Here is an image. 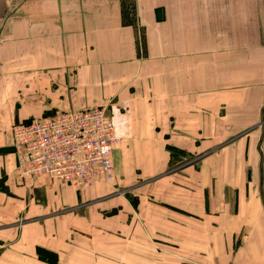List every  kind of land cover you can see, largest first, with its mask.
<instances>
[{
    "label": "crops",
    "instance_id": "1",
    "mask_svg": "<svg viewBox=\"0 0 264 264\" xmlns=\"http://www.w3.org/2000/svg\"><path fill=\"white\" fill-rule=\"evenodd\" d=\"M17 4L0 0V197L56 209L147 176L189 183L183 211L214 235L204 264H264V0ZM100 105L122 138L109 184L18 177L14 125ZM228 134L240 136L204 156ZM167 145L199 167L168 174Z\"/></svg>",
    "mask_w": 264,
    "mask_h": 264
},
{
    "label": "rangeland",
    "instance_id": "2",
    "mask_svg": "<svg viewBox=\"0 0 264 264\" xmlns=\"http://www.w3.org/2000/svg\"><path fill=\"white\" fill-rule=\"evenodd\" d=\"M18 2L12 13L21 12L23 5ZM129 8L137 12L133 4ZM97 107L108 106L93 108ZM45 117L50 116L41 118ZM261 122L264 125V119ZM259 135L264 140V128ZM238 136L228 134L204 156L232 145ZM167 150L168 174H183L189 165L198 168L202 161L201 155L174 145H167ZM155 180L156 176H147L117 182L104 196L56 209L42 208L38 199L31 208L28 202L23 205L4 194L5 198L0 197V264H204L203 256L215 247L214 235L199 228L203 220L191 222L198 219L183 211L190 200L186 196L189 183ZM1 190L5 192V187L0 189L3 194ZM211 200L206 196L203 213L210 218L214 216L209 213Z\"/></svg>",
    "mask_w": 264,
    "mask_h": 264
},
{
    "label": "built area",
    "instance_id": "3",
    "mask_svg": "<svg viewBox=\"0 0 264 264\" xmlns=\"http://www.w3.org/2000/svg\"><path fill=\"white\" fill-rule=\"evenodd\" d=\"M12 134L21 179L45 177L82 188L113 178L112 153L121 138L103 107L31 119L14 125Z\"/></svg>",
    "mask_w": 264,
    "mask_h": 264
},
{
    "label": "bare ground",
    "instance_id": "4",
    "mask_svg": "<svg viewBox=\"0 0 264 264\" xmlns=\"http://www.w3.org/2000/svg\"><path fill=\"white\" fill-rule=\"evenodd\" d=\"M120 143H121V142H120ZM120 143H119V144H120ZM113 152H114V151H113ZM112 156H113V153H112ZM16 162H17V161H16ZM114 170H115V168H114ZM113 178H114V172H113ZM113 178H112V180H113ZM112 180H111V181H112ZM111 181H110V182H111ZM57 182H58V181H57ZM96 184H103V183H96ZM96 184H93V185H96ZM62 185H63V184H62ZM67 186H69V185H67ZM91 186H92V185H91ZM75 188H77V187H75ZM77 189H78V188H77Z\"/></svg>",
    "mask_w": 264,
    "mask_h": 264
}]
</instances>
